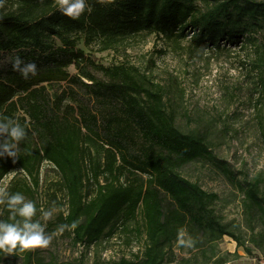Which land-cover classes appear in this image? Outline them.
Returning <instances> with one entry per match:
<instances>
[{"label":"trees","instance_id":"16d2710c","mask_svg":"<svg viewBox=\"0 0 264 264\" xmlns=\"http://www.w3.org/2000/svg\"><path fill=\"white\" fill-rule=\"evenodd\" d=\"M87 3L92 11L75 21L55 0H4L0 7V117L27 131L15 160L0 157V182L14 173L7 191L34 202L33 219L48 234L78 221L60 236L87 250L66 262L38 249L0 252V264H226L232 256L219 250L224 237L246 254H264V172L241 181L215 156L217 118H191L181 89H172L175 78L160 84L127 61L103 65L77 47L83 39L98 52H115L155 36L188 58L250 49L247 64L264 94V0ZM15 56L34 62L38 74L22 78L12 68ZM261 135L264 141V129ZM44 163L57 180L42 192ZM196 163L237 191L241 223L225 219L216 193L183 176ZM53 206L45 220L42 212ZM10 215L0 205V221L13 222ZM181 227L194 248L177 246ZM115 241L138 252L104 259Z\"/></svg>","mask_w":264,"mask_h":264},{"label":"rangeland","instance_id":"374dc122","mask_svg":"<svg viewBox=\"0 0 264 264\" xmlns=\"http://www.w3.org/2000/svg\"><path fill=\"white\" fill-rule=\"evenodd\" d=\"M56 43L59 42L56 40ZM77 47L85 53H92L98 63L118 64L123 61L140 67L152 74L160 84L169 85L175 78L173 91L181 89L182 104L189 116L200 115L203 118H217L219 135L215 141V156L224 161L238 179H251L264 172V141L261 132L264 129V94L259 88L257 74L249 70L252 53L250 49L228 48V53L203 55L200 58H188L185 53L174 51L155 36L130 42L125 49L98 52L94 45H84L83 39L77 41ZM74 73L73 69H70ZM182 124L185 121L182 120ZM183 176L198 183L207 192L216 193L224 208L227 221L242 222L240 200L227 180L216 170L200 163L191 164L182 171ZM14 173L0 182V188H6ZM44 191L48 181L57 180L51 166L44 163L40 169ZM246 236V235H244ZM222 255L229 254L226 264H264V254L251 250L246 254L237 248L234 241L224 237L219 244ZM87 250L82 246L70 247L68 240L60 234L53 236L47 249H38L43 256L53 255L59 262H66L84 255ZM138 252V245L125 249L118 241L103 253L106 260L121 255L130 258Z\"/></svg>","mask_w":264,"mask_h":264},{"label":"clouds","instance_id":"9594fccd","mask_svg":"<svg viewBox=\"0 0 264 264\" xmlns=\"http://www.w3.org/2000/svg\"><path fill=\"white\" fill-rule=\"evenodd\" d=\"M58 10L64 17L73 21L78 20L85 12L92 11L87 0H55ZM101 3L112 4L115 0H99ZM4 0H0V7H3ZM12 68L20 73L22 78L28 79L38 74L37 65L34 62H25L21 57L12 58ZM27 137V131L19 122L8 117H0V157H9L15 160L20 150L19 145ZM0 205H6L10 219L13 222L0 221V252L6 256L14 255L17 250L28 251L36 249H47L52 242L53 236L62 234L65 230H74L78 221L70 225H59L56 232L48 234L45 225L33 218L37 209L31 200L20 193L10 194L6 188H0ZM55 206L43 211L45 220L52 218L56 212ZM19 217V219H17ZM197 241L189 235L186 228L177 230L176 244L178 247L192 249Z\"/></svg>","mask_w":264,"mask_h":264}]
</instances>
